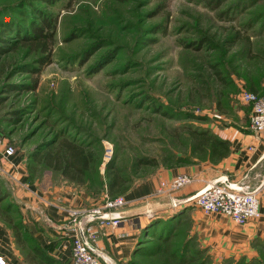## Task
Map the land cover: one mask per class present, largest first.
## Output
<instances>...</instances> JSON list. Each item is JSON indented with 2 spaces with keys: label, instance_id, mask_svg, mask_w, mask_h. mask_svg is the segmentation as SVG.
<instances>
[{
  "label": "rangeland",
  "instance_id": "1",
  "mask_svg": "<svg viewBox=\"0 0 264 264\" xmlns=\"http://www.w3.org/2000/svg\"><path fill=\"white\" fill-rule=\"evenodd\" d=\"M34 8L57 19L49 64L35 72L45 53L23 45L0 53V131L16 151L0 162V182L16 223L29 212L17 189L64 187L96 205L107 194L108 161L133 185L180 167L179 157L201 156L192 154L188 126L226 125L246 113L240 94L250 86L264 95V0H0V28L9 17L28 25ZM35 78V88L25 86ZM67 139L92 154L85 185L29 159L43 142L54 149ZM176 203L174 234L144 236L132 264H178L182 254L186 264H264L262 247L249 261L215 259L190 227L195 205L187 196Z\"/></svg>",
  "mask_w": 264,
  "mask_h": 264
},
{
  "label": "crops",
  "instance_id": "2",
  "mask_svg": "<svg viewBox=\"0 0 264 264\" xmlns=\"http://www.w3.org/2000/svg\"><path fill=\"white\" fill-rule=\"evenodd\" d=\"M246 108V113L237 110L236 115L226 125H207L219 137L229 141L230 150L227 156L215 161L202 159L150 175L123 194L127 204L122 209L131 210L140 206L144 200L158 198L153 196V192L159 182L177 174L185 173L192 181L181 189L170 191L168 196L176 201L195 194L222 175L227 176L231 182L249 181L256 187L259 197L260 218L237 225L220 213L205 214L195 206H192L187 215L190 216V227L198 241L208 248L215 259L241 257L249 261L257 257L259 241L264 242V131L257 133L250 128L249 106ZM16 161V158L8 161L13 166L11 174L14 176L17 175L15 169L18 170ZM5 186L0 182V256L4 264H70L71 233L64 228L66 214L60 207L90 208L95 205L92 204L93 198L75 194L64 187L47 191L46 188L32 190L26 187V190H16L19 196L16 200L25 205V210H29L20 214L25 232L54 260L50 263L39 257L31 260L27 249L17 246L14 232L8 223L13 217L10 215L11 206L8 205L11 203L8 188L6 191ZM171 210L159 211L165 213L161 217L167 218L172 214ZM149 222L147 217L138 216L122 220L117 226L105 225L98 229L95 227L98 234L93 242L113 262L125 264L132 258L138 242L146 235L144 227Z\"/></svg>",
  "mask_w": 264,
  "mask_h": 264
},
{
  "label": "trees",
  "instance_id": "3",
  "mask_svg": "<svg viewBox=\"0 0 264 264\" xmlns=\"http://www.w3.org/2000/svg\"><path fill=\"white\" fill-rule=\"evenodd\" d=\"M240 5L241 4H239L238 7ZM222 14H225V12H222ZM28 16L30 20L28 25L11 17L5 21L2 26H6V31H9L14 38L7 36L5 33L6 31H3L4 29L0 28V53L4 54L11 51L18 45L27 47L31 52L36 51L45 53V56L39 60L41 67H38V69L33 68L35 72L39 73L42 70V66H45L50 62V50L55 37L54 33L56 30L57 19L53 17L51 13L43 12L38 8H34ZM249 25L253 26V22L250 21ZM240 37L241 36L236 33L235 35L230 36L227 40L229 42L231 40H236L237 42V39ZM199 41L206 42L207 40L203 37ZM199 41H196L195 43H198ZM189 45L191 46V44ZM214 72L216 73L218 80H221V82L225 81L219 71L214 70ZM36 84L37 78L33 80L32 85L26 84L25 86L33 89L36 87ZM14 88H16V84H9V91ZM248 88L251 91L257 92L254 85ZM186 129L191 143L192 154L200 153L201 156L198 155V157L194 158L179 157L180 166L194 163V161L202 159L215 161L228 155L230 150L229 141L219 137L209 127L188 126ZM40 145L41 149L36 148L35 151L29 155L30 160L44 162L46 166L53 168L54 171L58 172L64 179L69 180V182H74L81 186L85 185L87 172L92 166V154L90 151L69 139L62 140V142H60V144L54 149L50 148L51 145L48 141L43 142ZM105 178L106 182L102 185L105 187L107 194L111 197L117 196L118 194H124L134 186L133 184H128L129 181L119 174L113 160L106 163ZM5 205L4 207L6 208ZM8 205L9 207H12L11 203ZM181 217L182 214L180 213L170 214L166 219L153 216L149 220L150 222L144 227V232L146 233L145 236H151L157 233L158 238L167 241L176 231L177 222ZM6 220H8V217H6ZM8 223L11 225L12 231L14 232L17 246L19 248L27 249L28 253L31 255V260L39 257L47 262H54L50 256L45 254V251L29 236V234L25 232L21 216L20 222L16 223L13 219H9ZM140 243L141 242L139 241L133 251L132 258L125 264L133 263V256L138 253ZM258 246L260 248L262 247L264 250V242L259 241ZM176 260L178 264H186L184 254L180 255ZM199 264H207V262Z\"/></svg>",
  "mask_w": 264,
  "mask_h": 264
},
{
  "label": "built area",
  "instance_id": "4",
  "mask_svg": "<svg viewBox=\"0 0 264 264\" xmlns=\"http://www.w3.org/2000/svg\"><path fill=\"white\" fill-rule=\"evenodd\" d=\"M240 95V100L250 105V128L257 133L263 132L264 95L261 96L251 90L242 91ZM15 152L13 146L5 141V137L0 131V162L14 156ZM0 170H2L1 167ZM191 181L192 178L185 173L161 180L154 189L153 196H166L171 190L180 189ZM234 183L236 188L231 189L221 182H210L205 186L207 189L203 193L189 201L191 205H195L205 214L220 213L230 218L237 225H244L250 220L260 218L259 197L256 193V187H253L249 181ZM192 196L193 194L189 196V199ZM104 197L100 203L90 208L60 207L66 214L64 228L71 233L70 264H116L95 246L93 241L98 234L95 227L98 229L105 225L117 226L120 221L125 220L118 217V210L127 204V200L123 194L111 197L105 193ZM102 213L108 214V217L96 216ZM151 215L148 216L151 217ZM0 264H4L1 256Z\"/></svg>",
  "mask_w": 264,
  "mask_h": 264
},
{
  "label": "water",
  "instance_id": "5",
  "mask_svg": "<svg viewBox=\"0 0 264 264\" xmlns=\"http://www.w3.org/2000/svg\"><path fill=\"white\" fill-rule=\"evenodd\" d=\"M217 182H221L224 185H226L229 188H236V185L234 182H231L230 179L222 175L218 178L215 179ZM207 187H203L200 189L198 192L193 194V196L189 200H193L196 197H198L201 193H203ZM176 200H174L171 196H162L158 198L151 199L148 202L142 203L140 206L135 207L134 209L131 210H125V209H120L118 210V217L121 219H132L138 216H148L149 214H155L158 213L159 211L167 210V209H172L176 206ZM97 217H108V214L102 213L99 215H96Z\"/></svg>",
  "mask_w": 264,
  "mask_h": 264
}]
</instances>
